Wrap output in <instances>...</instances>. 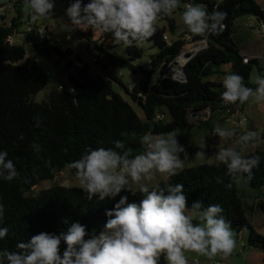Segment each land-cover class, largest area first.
<instances>
[{
  "label": "trees",
  "instance_id": "1",
  "mask_svg": "<svg viewBox=\"0 0 264 264\" xmlns=\"http://www.w3.org/2000/svg\"><path fill=\"white\" fill-rule=\"evenodd\" d=\"M65 2L69 7L74 0ZM89 2L82 0L83 4ZM189 2L205 4L209 12L215 8L227 15L219 34L196 37L208 44L185 67L182 66L186 79H176L169 73L187 43L178 40L168 45L165 41L164 35L168 32L177 35L178 27L171 16L159 20L168 27L156 25L155 34L146 40L158 50L151 59L150 70L134 65L144 55L137 44L127 46V58L124 59L114 53L117 45L122 43H118L111 33H101L93 45L97 52L96 63L103 76H92L87 66L78 69L72 76L80 80L79 88L64 85L51 91L42 103L35 102V98L48 87L49 81L39 59L48 58L62 73L70 72L74 69L73 52L62 51L57 45L51 46L25 31L21 33L24 0L9 2L15 5V18L9 25L5 22L0 25V151H7L18 176L12 182L0 179V204L4 205L0 227L9 229L8 235L0 240V250L17 251L15 245L18 242H26L41 232L58 235L75 222L86 226L89 236L98 235L107 221L106 210L112 209L121 196H127L128 203H139L143 198L139 192L133 195L122 191L114 199L100 201L96 197L88 200L79 187L54 185L35 191L43 182L54 181L71 161L79 159L89 148H109L114 146L113 141L121 140L135 155L144 151L140 140L145 134L174 131L179 142L182 135H185L184 142H189V136H195L197 130L212 131L216 122L227 121L236 115L238 103L225 106L221 100L223 77L239 74L246 86L255 88L251 76L255 68L264 74V67L259 58L244 62L248 57L234 42V23L241 17L254 16L262 26L264 8L258 0H181V8L177 11L182 12L183 5ZM7 5H0V8ZM92 33L89 28L86 38L90 42L93 41ZM17 36H23L35 54L27 57L25 47L14 40ZM122 70L140 75L141 79L133 86H125L121 80ZM114 84H119L141 108L143 117L114 91ZM207 112L208 119L197 118L198 125L192 123L194 115L206 116ZM159 113L166 118L158 120ZM249 155L260 156L259 166L253 169L250 180L234 183L231 189L225 187L230 182L226 168L209 163L207 153L203 164L190 166L186 162L179 174L169 180L184 185L189 207L197 200L205 207L220 205L222 215L231 222L233 231L237 235L248 231L249 246L264 249V236L256 232L248 218V213L257 210L264 213V149L257 148L246 156ZM72 171L74 174L75 170ZM218 178L222 182L218 183ZM65 247L62 242L61 252ZM161 264H165L163 258Z\"/></svg>",
  "mask_w": 264,
  "mask_h": 264
},
{
  "label": "clouds",
  "instance_id": "2",
  "mask_svg": "<svg viewBox=\"0 0 264 264\" xmlns=\"http://www.w3.org/2000/svg\"><path fill=\"white\" fill-rule=\"evenodd\" d=\"M33 19L52 15L55 0H24ZM181 8V0H74L66 9V16L74 28L93 32L111 33L118 43L139 45L156 32L157 22L171 17ZM227 13L218 9L211 12L202 3H185L181 13L187 30L205 36L219 34ZM222 85L221 100L225 106L244 104L250 99L264 102V76L257 77L255 88L248 87L244 78L236 73L226 74ZM226 129L215 126L213 134L220 140H234L236 147H218L215 163L226 168L231 189L244 179L250 180L253 169L260 164L259 155L244 154L249 146H257L261 136L257 131ZM174 131L141 137L144 151L133 155L121 140L113 141V147L89 148L68 164L74 171L79 188L100 201L114 199L122 191L139 192V203H128L121 196L110 210L107 221L98 235L89 236L86 226L71 223L66 232L50 234L41 232L26 242H18L17 251L0 250V264H190L189 253L206 257L228 258L236 247L231 222L226 219L218 204L204 206L194 201L189 207L184 185L168 183L161 186L152 183L158 176L172 177L183 169L188 158L183 145ZM38 151V146H36ZM184 158L181 159V154ZM205 157L204 151L196 153ZM18 176L15 163L7 151H0V179L12 182ZM217 182H222L219 178ZM135 186V188L133 187ZM4 205L0 204V222L3 221ZM65 223H68L65 221ZM7 227H0V240L8 235ZM87 237V238H86ZM66 247L61 252V243ZM192 264H199L198 261Z\"/></svg>",
  "mask_w": 264,
  "mask_h": 264
},
{
  "label": "rangeland",
  "instance_id": "3",
  "mask_svg": "<svg viewBox=\"0 0 264 264\" xmlns=\"http://www.w3.org/2000/svg\"><path fill=\"white\" fill-rule=\"evenodd\" d=\"M11 0H0V5H7ZM23 1V0H22ZM263 0H260V2ZM67 5L65 0H57L53 13L49 17H43L36 19L38 25L48 27L49 31L52 33V39L55 44H57L62 50L65 48H70L74 55L71 60L74 62V69L72 71H66L62 73L55 64L50 61L48 58H40L39 65L47 74L48 77V87L38 94L35 98V102L42 103L47 100V97L51 93V91L55 89H61L64 85L70 87L68 82L69 77L73 75V72H77L78 69L76 67L77 62H82L83 66H87L90 69V74L95 77L103 76V72L101 67L96 63L95 54V46L93 42H97L101 37V32L95 31L93 32V41L90 42L86 38L87 30H80L78 28H74L71 25L68 17L66 16ZM181 11H176L172 17L175 19L177 24V35L173 36L170 32H168L169 39L171 41L178 40H186V48L189 52L191 50L198 48L197 51H203L207 44L206 40L199 39L196 37H202L200 35H194L187 30V27L184 25L182 21ZM24 17L32 18V14L28 7L25 5L24 7ZM157 26L159 27H168V24L165 22H157ZM234 42L238 45L240 51L245 54H257L260 59L262 66L264 67V31H260V25L258 20L254 16H245L237 19L234 23ZM25 31V27H20V32L23 33ZM14 40L16 43L23 45L27 52V57L35 54L34 49L31 45H29L23 36L15 37ZM140 49L144 51V55L141 59L135 62L136 67H142L146 70H150V62L152 57H154L158 50L153 47V44L148 42H143L142 44L137 45ZM126 48L127 45L118 44L114 50V53L118 56L126 59ZM175 69V63L172 65L169 73ZM172 76V75H170ZM264 76L261 74L257 68H255L252 76L251 83L255 84V80L257 77ZM174 77V76H172ZM178 79L177 77H174ZM141 79L140 75H135L129 70L121 71V80L125 86H133L137 81ZM114 91L123 96L129 103L132 104L137 113L143 117V112L141 108L131 101L128 97L124 89L119 84H114ZM252 100V99H251ZM264 106V102L256 105L253 108L248 109L246 113L247 124L246 128L250 130L257 131L261 136V142L253 147L249 146L244 154L247 155L251 152H254L257 148L264 149V120H253L248 112L250 113L252 110ZM208 112L206 116H202L203 120L208 119ZM197 118H192V123L196 122ZM221 120L220 122H216L213 126H222L226 129H237L238 134L243 130L240 128V118L234 117L228 119L227 121ZM195 136H189V142H184V136L180 138V144L184 146H188L190 149H185L188 155L187 164L190 166H197L203 164L206 160L205 157H197L196 153L199 151H204L210 157L209 163H215V152L218 150V147H236L234 140H220L218 136H215L212 131H203L197 130ZM195 132V130H194ZM179 141V140H178ZM183 153L181 154V159H183ZM152 183H171L169 177L158 176L156 180ZM54 185L67 186V187H79L78 181L75 179L72 169L67 167L62 173H60L54 181H45L40 184L39 187L36 188V192L50 189ZM135 188V186H133ZM250 191V190H248ZM249 203L252 201L248 200ZM248 218L256 230V232L262 236H264V213L261 210H257L254 213H248ZM235 234L236 239V247L233 250L232 254L228 258H223L221 256H216L214 259L209 260L206 257L196 256L194 253H189L190 263L194 261H198L200 264H211L215 261H219L222 264H264V249H257L250 247L248 244L249 233L244 230L240 234Z\"/></svg>",
  "mask_w": 264,
  "mask_h": 264
},
{
  "label": "built area",
  "instance_id": "4",
  "mask_svg": "<svg viewBox=\"0 0 264 264\" xmlns=\"http://www.w3.org/2000/svg\"><path fill=\"white\" fill-rule=\"evenodd\" d=\"M9 12H15V5L14 4H9L5 7L0 8V25H2L5 21V18L7 17ZM23 26L25 27V33L27 34H31L34 35L38 38H40L41 40H45L49 43V45L51 46H55L56 44L53 42L52 39V33L49 31L48 27L45 26H40L38 25V22L36 19H33L31 17L25 18L22 20ZM260 31H264V25L260 26ZM164 39L165 41L168 43V45L172 44V41L169 39L168 34L164 35ZM206 43V42H205ZM97 55V52H95L94 56ZM264 59V57H263ZM245 63L249 62V58H245L244 59ZM77 69H82L84 68L82 62L78 61L77 65H76ZM256 105H258L257 103L254 102V100H249L248 102L244 103V104H240L238 102L237 106H236V115L234 117H239L240 118V122L241 121H245L247 124V117H246V113L248 111V109L255 107ZM228 113H230V111L228 110ZM233 117V118H234ZM158 120H163L165 119V115L159 113L157 115ZM239 122V124H240ZM192 264V263H190ZM200 264V263H199ZM211 264H222L219 261H215Z\"/></svg>",
  "mask_w": 264,
  "mask_h": 264
},
{
  "label": "crops",
  "instance_id": "5",
  "mask_svg": "<svg viewBox=\"0 0 264 264\" xmlns=\"http://www.w3.org/2000/svg\"><path fill=\"white\" fill-rule=\"evenodd\" d=\"M258 3L264 8V0L260 2V0H258ZM13 18H15V12H9L7 17L5 18V23H7L8 25L11 23V21L13 20ZM20 37V36H18ZM57 45V44H56ZM58 46V45H57ZM59 47V46H58ZM60 48V47H59ZM61 49V48H60ZM67 49L71 50L70 48H65L64 50L62 51H66ZM72 51V50H71ZM73 52V51H72ZM245 54V53H244ZM74 55V53H73ZM248 58H257L258 55L257 54H245ZM249 116L257 121V120H264V106H261L259 108H256L255 110H252L250 113L248 112ZM183 158H184V155H183ZM185 159L184 160V164L187 162Z\"/></svg>",
  "mask_w": 264,
  "mask_h": 264
},
{
  "label": "water",
  "instance_id": "6",
  "mask_svg": "<svg viewBox=\"0 0 264 264\" xmlns=\"http://www.w3.org/2000/svg\"><path fill=\"white\" fill-rule=\"evenodd\" d=\"M206 44H208L207 43V41H206ZM207 47V46H206ZM202 51V50H201ZM201 51H197V52H188L187 51V49L186 48H183V50H182V52H181V54H180V56H182V55H184L185 56V58H187V63L190 61V60H192L199 52H201ZM179 58V57H178ZM177 58V59H178ZM177 59L175 60V69H181V76H179V77H177L178 79H186V73L184 72V67H180L179 66V64H178V62H177ZM173 71V70H172ZM171 71V72H172ZM170 75H172L171 73H170ZM173 76V75H172ZM175 77V76H174ZM68 82H69V84H71L72 86H74V87H77V88H79L81 85H80V80L79 79H77L75 76H70L69 77V80H68ZM193 118H202V116H196V115H194L193 116Z\"/></svg>",
  "mask_w": 264,
  "mask_h": 264
},
{
  "label": "bare ground",
  "instance_id": "7",
  "mask_svg": "<svg viewBox=\"0 0 264 264\" xmlns=\"http://www.w3.org/2000/svg\"><path fill=\"white\" fill-rule=\"evenodd\" d=\"M197 49H198V48H195V49L191 50L192 53H193V52H196ZM187 51L189 52V50H187ZM187 61H188V60H187V58H185L184 55L180 56V57L177 59V62H178V64H179L180 67L186 65V64H187ZM171 74H172L173 76H175V77H179V76H181V69H174V70L171 72Z\"/></svg>",
  "mask_w": 264,
  "mask_h": 264
}]
</instances>
